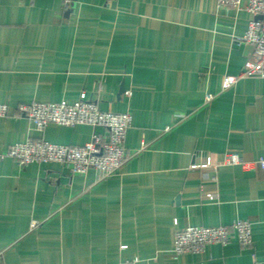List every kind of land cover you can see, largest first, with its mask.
Listing matches in <instances>:
<instances>
[{"label":"crops","instance_id":"0c3cea01","mask_svg":"<svg viewBox=\"0 0 264 264\" xmlns=\"http://www.w3.org/2000/svg\"><path fill=\"white\" fill-rule=\"evenodd\" d=\"M0 0V104L93 101L129 113L114 175L0 158V264H264V79L238 75L252 16L217 0ZM208 94L215 95L207 103ZM102 128L0 121V155L28 139L84 146ZM219 165L214 173L191 169ZM206 193H214L210 201ZM252 224L254 245L176 256L188 226ZM36 223V226L34 224ZM125 247V248H124Z\"/></svg>","mask_w":264,"mask_h":264},{"label":"built area","instance_id":"2783aa9c","mask_svg":"<svg viewBox=\"0 0 264 264\" xmlns=\"http://www.w3.org/2000/svg\"><path fill=\"white\" fill-rule=\"evenodd\" d=\"M220 7H232L237 11H247L252 19L244 37L237 39L240 44L250 47L249 56L238 75H227L222 90H230L239 81L248 78L264 79V0H217ZM71 0H64V9H68ZM215 95L208 94L206 102H212ZM25 118L39 130L56 124L66 127L88 125L95 129L106 130L105 134L94 133L90 142L84 146H67L51 144L43 140L28 139L9 147L0 155L1 159L11 158L19 165L33 163H57L68 168L71 175H86L97 171L103 179L116 174L129 159L126 142L132 127V116L129 113H113L102 111L93 101L67 103H32L18 105L13 111L6 104H0V121L9 118ZM223 165L240 166L244 170L255 167L264 169V159L246 161L240 154L229 153ZM191 169L214 173L213 181L219 165L203 162L192 165ZM210 201L217 199L216 194L206 193ZM36 226V223L34 224ZM237 236L243 248L254 245L252 224L248 220H239L231 226L198 227L188 226L177 230L174 240L175 255H200L210 245L227 246L232 235ZM125 248V247H124ZM121 264H148L135 258Z\"/></svg>","mask_w":264,"mask_h":264},{"label":"water","instance_id":"95a60500","mask_svg":"<svg viewBox=\"0 0 264 264\" xmlns=\"http://www.w3.org/2000/svg\"><path fill=\"white\" fill-rule=\"evenodd\" d=\"M72 1H76V0H72Z\"/></svg>","mask_w":264,"mask_h":264}]
</instances>
